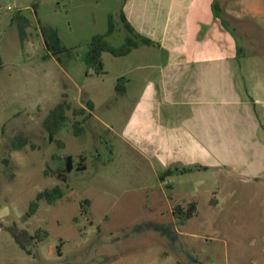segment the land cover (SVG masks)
I'll return each mask as SVG.
<instances>
[{"label": "rangeland", "instance_id": "1", "mask_svg": "<svg viewBox=\"0 0 264 264\" xmlns=\"http://www.w3.org/2000/svg\"><path fill=\"white\" fill-rule=\"evenodd\" d=\"M120 7L0 0V264H264V184L216 167L162 172L131 143L135 105L162 87L164 45L134 37L128 54L103 52V70L87 69L95 36L116 48L131 36ZM44 31H56L60 51L47 48ZM225 46L222 39L215 48ZM58 106L67 125L52 140L46 121ZM53 154L72 155V171L60 170ZM55 186L62 197L25 216L36 195ZM190 200L196 210L180 224L173 211Z\"/></svg>", "mask_w": 264, "mask_h": 264}, {"label": "crops", "instance_id": "2", "mask_svg": "<svg viewBox=\"0 0 264 264\" xmlns=\"http://www.w3.org/2000/svg\"><path fill=\"white\" fill-rule=\"evenodd\" d=\"M120 1L119 18L150 40L144 44L169 53L162 87L149 88L135 105L131 143L154 155L162 172L175 164L216 167L264 184V6ZM222 39L226 46L217 51Z\"/></svg>", "mask_w": 264, "mask_h": 264}, {"label": "trees", "instance_id": "3", "mask_svg": "<svg viewBox=\"0 0 264 264\" xmlns=\"http://www.w3.org/2000/svg\"><path fill=\"white\" fill-rule=\"evenodd\" d=\"M18 18V17H17ZM111 19V16H110ZM121 20L130 33L131 36H127L125 38V42L121 47H113L111 46L102 35L95 36L88 45V52L85 60V64L87 66V69L94 70L97 73H100L103 70V59L102 54L103 52H110L115 56H122L126 55L130 52V50L137 45V42L135 41L134 37L140 38V40L144 43H149L150 40L146 38H141L137 32L133 29V27L129 24L126 17L124 15H121ZM111 24V23H110ZM112 31V25L109 27L108 33ZM44 39L46 46L49 50H52L54 52L60 51V47L58 46V42L56 40V31L54 36L52 37L51 34H47L45 31L43 32ZM54 38V39H53ZM51 41H50V40ZM117 89H120L119 87ZM90 106L92 103H89ZM67 125V116L64 111L63 106H58L55 108L50 115L47 118L46 121V127L47 131L49 133L50 139H55V135L62 130ZM84 130L83 126L80 125V123L76 122L74 123V132L76 134L82 133ZM61 143V142H60ZM63 144V143H61ZM53 158H55L57 161L63 164V167L60 168V170L65 172L72 171L74 158L70 154H53ZM78 170L83 169V166L77 167ZM192 168H184L182 171L191 170ZM179 171V170H177ZM62 197V188L60 186H55L51 189H45L41 192H39L35 199L31 201L30 207L25 214V216L29 217L32 215V213L36 210L38 207V202L41 200L47 201L49 204H53L56 200ZM89 200L85 199L81 203L82 210H85L87 206L89 205ZM196 210V204L190 203L188 207L184 208L181 205H178L175 207L173 213L174 216L177 218L178 223L185 224L190 217L193 216L194 212ZM41 232V231H39ZM37 233V235L39 234Z\"/></svg>", "mask_w": 264, "mask_h": 264}]
</instances>
